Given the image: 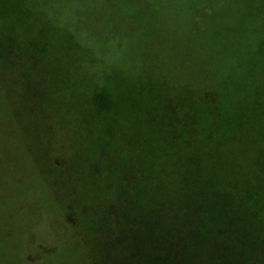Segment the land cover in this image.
I'll return each instance as SVG.
<instances>
[{"label":"rangeland","instance_id":"1","mask_svg":"<svg viewBox=\"0 0 264 264\" xmlns=\"http://www.w3.org/2000/svg\"><path fill=\"white\" fill-rule=\"evenodd\" d=\"M0 43L20 50L7 64L0 52V264L113 261L102 205L133 222L195 154L190 181L232 184L264 221V196L244 193L264 184V0H0ZM45 102L52 115L29 112ZM208 102L219 113L204 115ZM120 168L127 201L107 187Z\"/></svg>","mask_w":264,"mask_h":264},{"label":"trees","instance_id":"2","mask_svg":"<svg viewBox=\"0 0 264 264\" xmlns=\"http://www.w3.org/2000/svg\"><path fill=\"white\" fill-rule=\"evenodd\" d=\"M19 51L18 45L10 43L2 46L0 43L1 59L3 58L4 64L13 62L14 55L18 56ZM30 60L32 68L41 67L40 62L34 57ZM2 76L3 72L0 70L3 81ZM44 89L45 87H39L40 91L37 93V90L30 86L31 96L42 98ZM47 91H49L48 87ZM45 103L48 106L43 104L39 107L33 104L34 108H30L29 112L36 111L40 116L52 115L48 111L49 103ZM94 106L95 110L100 112L98 105ZM216 106L208 102L203 105L201 111L204 115L217 114L219 110ZM109 109L111 110L109 107H103V112L110 111ZM167 111L172 112L170 108ZM188 121L193 124L190 118ZM87 132L93 135V131L88 127ZM261 139L264 144V137ZM260 149L263 153L260 156L258 170L263 174L264 147ZM195 155L196 157L190 159L195 167L191 172H186L180 177L179 186L166 184L159 186L160 188L154 186L155 192L160 190L163 196L160 198L157 193L152 196L151 205L146 214L142 213L140 205L133 207L137 209L133 222L131 217L125 214H119L114 221H111L112 213L115 212L114 205L109 201L102 205L99 214H104L105 222H113L116 227L114 226V229L109 232L99 228L98 231L103 234L100 236V241L121 249L115 259L107 264L112 262L113 264L129 262L134 264H264V221L257 220L255 215L257 212L254 213L252 209L246 208L244 202L239 201L232 184L217 189L211 188L209 184H199L194 179L190 181V178L198 179L201 175V169L198 167L201 161L200 155ZM109 164H113L112 161H109ZM100 170L95 166L90 168L88 179L86 177L90 184L97 181ZM119 170V185L117 183L115 187L112 185L107 187L114 188L122 199L127 201L125 198L127 193L123 191V187L129 184L127 180L129 177L126 172H123L125 168ZM249 188L247 185L244 186L245 201L258 202L264 196V184L257 192ZM139 192L143 191L139 189ZM262 204L261 210L264 213V202ZM129 206L128 202L125 208ZM63 210H68L77 218L72 206H67ZM90 210H93L90 206H83L84 213H89ZM251 221L258 223V226L256 228L241 227L250 224ZM134 225L137 226L133 228ZM156 236H160L159 242L156 241ZM141 239H144L143 244ZM233 243L234 247H232ZM88 257L91 261H95L93 255L89 254ZM92 264L97 263L92 262Z\"/></svg>","mask_w":264,"mask_h":264}]
</instances>
